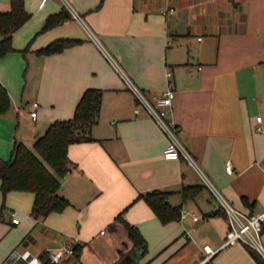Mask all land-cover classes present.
Wrapping results in <instances>:
<instances>
[{"label":"crops","instance_id":"obj_1","mask_svg":"<svg viewBox=\"0 0 264 264\" xmlns=\"http://www.w3.org/2000/svg\"><path fill=\"white\" fill-rule=\"evenodd\" d=\"M25 5L32 16L13 35L16 50L0 57V81L12 98L10 110L0 114V157L10 158L15 140L26 144L29 131L37 130L35 142L52 122L71 118L88 88L102 89L103 101L91 129L95 139L69 147L73 163L61 193L71 204L64 211L35 218L34 193L11 192L20 221H12L15 209L5 210L0 264L13 263L14 252L25 249L49 253L65 240L83 245L80 259H63L69 264H202L205 245L223 244L226 216L211 214L219 200L208 186L184 200V187L205 184L203 177L185 157H164L169 138L144 109L135 112L136 96L124 75L151 96L166 89L171 69L176 93L170 116L180 141L237 208L264 212V0ZM10 8L11 0H0V11ZM60 11H66L65 21L41 32L47 17ZM58 38L81 41L61 52L37 53ZM229 160L234 172L226 168ZM156 189L167 192L172 205L183 204L180 220L163 224L142 198ZM124 220L147 239L145 256L138 257ZM204 264L259 262L236 244Z\"/></svg>","mask_w":264,"mask_h":264},{"label":"trees","instance_id":"obj_2","mask_svg":"<svg viewBox=\"0 0 264 264\" xmlns=\"http://www.w3.org/2000/svg\"><path fill=\"white\" fill-rule=\"evenodd\" d=\"M31 16L32 13L26 9L25 0H11V8L8 11H0V57L16 50L13 45V35ZM66 17V11L50 14L41 32L63 23ZM80 41L72 38H58L38 49L37 53L49 55L61 52ZM102 101V89L88 88L80 98L71 118L55 120L45 133L36 139L34 149L50 165L51 169L25 143L19 140L14 141L10 158L0 157V189L4 199L10 191L34 193L35 200L31 215L35 218L43 219L51 213L64 211L71 204L70 200L61 193L62 179L71 170L73 163L69 156V147L73 143L95 139L91 134V129L98 122ZM11 106L10 93L0 81V114L8 112ZM206 188H208L207 185L203 183L185 186L183 189L184 200L196 197ZM141 196L163 224L182 218L183 204L172 205L168 201L167 192L156 189ZM6 208L3 203L0 208V221L5 220ZM220 213L226 216L222 206L211 214ZM124 222L134 247L139 249L138 257L145 256L148 252L147 239L136 225L126 220ZM247 248L259 264H264V258L259 252L249 246ZM82 250V244H75V252L72 257L80 259ZM121 254L124 257L122 251ZM41 256L49 264V254L44 253Z\"/></svg>","mask_w":264,"mask_h":264},{"label":"built area","instance_id":"obj_3","mask_svg":"<svg viewBox=\"0 0 264 264\" xmlns=\"http://www.w3.org/2000/svg\"><path fill=\"white\" fill-rule=\"evenodd\" d=\"M166 75V89L160 94L151 96L140 89L128 76L124 75V78L136 96L137 103L135 112L139 113L141 109H144L153 117L160 128L168 136L169 142L164 149V157L166 159H179L182 156L185 157L187 161L194 166L199 173H201L205 184L213 191L226 213L229 227L225 240L223 244L216 249L212 248L210 245H205L203 247L204 253L202 255V264L210 261L213 256L222 249L236 244L249 246L259 252L264 258V212L246 213L237 208L232 202L223 196L210 179L202 173L193 155L180 141L178 137V126L170 116L174 106L176 86L173 79V71L169 69ZM33 105L34 110L31 112V116L36 118L39 103L34 102ZM257 121L261 122L262 116H258ZM257 129L262 130V127L258 126ZM226 168L229 172H234V165L231 160L227 162ZM183 214L185 215L186 213L183 212ZM195 215L196 214L194 213V216ZM10 216L14 223L20 221L16 211H11ZM190 235V231H186L185 237H190ZM75 244L74 241L65 240L59 247L50 250L48 253L49 264H62L63 259L66 256H73L75 252ZM17 262H20L21 264H47V260H45L40 254H36L29 249L14 252L13 263L10 264H16Z\"/></svg>","mask_w":264,"mask_h":264},{"label":"rangeland","instance_id":"obj_4","mask_svg":"<svg viewBox=\"0 0 264 264\" xmlns=\"http://www.w3.org/2000/svg\"><path fill=\"white\" fill-rule=\"evenodd\" d=\"M36 131L37 130H35L34 132L32 131H29V133H28V135H27V138H26V144L28 145V147L30 148V149H32L33 151H35V149H34V144H35V142H33L34 141V136H35V133H36ZM36 152V151H35ZM36 154H38L37 152H36ZM38 156L40 157V159H42V161H44V163L51 169V167H50V165L38 154ZM11 192H14V191H10L7 195H6V197H5V199H4V196H3V194L1 193V190H0V206L3 204V203H5V205H6V207L7 208H12V209H15L17 212H18V216L20 217V212H19V210L15 207V206H12L13 205V202L11 203V201H10V199H12L11 197H10V194H11ZM222 193V192H221ZM223 196H224V194H222ZM6 208V209H7ZM1 250V249H0ZM75 258V257H74Z\"/></svg>","mask_w":264,"mask_h":264}]
</instances>
